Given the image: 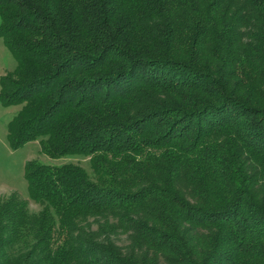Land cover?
Segmentation results:
<instances>
[{"label": "trees", "instance_id": "obj_1", "mask_svg": "<svg viewBox=\"0 0 264 264\" xmlns=\"http://www.w3.org/2000/svg\"><path fill=\"white\" fill-rule=\"evenodd\" d=\"M0 18L12 149L44 138L94 176L28 162L43 208L0 197V264H264V0H0Z\"/></svg>", "mask_w": 264, "mask_h": 264}, {"label": "rangeland", "instance_id": "obj_2", "mask_svg": "<svg viewBox=\"0 0 264 264\" xmlns=\"http://www.w3.org/2000/svg\"><path fill=\"white\" fill-rule=\"evenodd\" d=\"M1 23V18H0ZM17 67V62L6 47L3 39L0 37V92L2 90L1 78L8 73L13 72ZM22 109V105L5 106L0 102V197H8L13 193H18L29 203V211L38 213L42 206L29 198L28 185L25 179V167L30 161H39L43 164L60 166L74 164L83 167L94 179L90 164V158L84 156H71L60 159H51L42 152L41 142L44 138H38L27 143L24 147L13 150L8 140V123L13 116ZM93 229L98 225L94 219H90ZM116 243L125 248L129 239L127 235L120 234L114 237Z\"/></svg>", "mask_w": 264, "mask_h": 264}]
</instances>
